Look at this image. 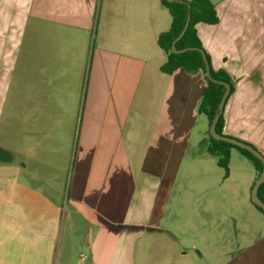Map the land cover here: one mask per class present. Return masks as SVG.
<instances>
[{
    "label": "crops",
    "instance_id": "crops-1",
    "mask_svg": "<svg viewBox=\"0 0 264 264\" xmlns=\"http://www.w3.org/2000/svg\"><path fill=\"white\" fill-rule=\"evenodd\" d=\"M211 1L219 22L197 30L212 68L235 82L224 134L264 155V0ZM171 21L161 0H0V264H71L64 180L33 164L38 132L49 135L52 125L54 89L49 75L36 73L45 50L62 58L65 120L69 88L85 94L87 122L68 194L85 224L79 264H264L252 162L232 149L228 176H178L183 163L198 172L212 155L199 111L205 76L161 70L167 55L158 41ZM94 30L89 93L85 58ZM113 131L116 153L99 176L102 164L88 152ZM138 134L152 137L147 147L129 139ZM195 180L202 190H194Z\"/></svg>",
    "mask_w": 264,
    "mask_h": 264
},
{
    "label": "rangeland",
    "instance_id": "rangeland-1",
    "mask_svg": "<svg viewBox=\"0 0 264 264\" xmlns=\"http://www.w3.org/2000/svg\"><path fill=\"white\" fill-rule=\"evenodd\" d=\"M94 42H95V30L91 33L90 36V45L88 48V53L85 58V63L88 66V92L90 93V85H91V70L90 65L91 61L94 58ZM42 48V46H41ZM42 50V49H40ZM42 52V51H41ZM61 57L56 56L51 59L48 58L46 50L39 55L36 56V64L37 67V75L39 76H47L49 75V82L53 87L54 94L52 92L49 98L51 99V114L49 115V120L51 121V127H49V135L43 134L40 130L37 135V142L39 145V151L37 152V158L33 161L34 167L36 170L40 171V173H50L52 172L55 176L61 179V183L63 182L64 188V197L62 199V215L63 219L70 216L73 226V235L71 238V256L70 261L71 264H79L80 262V243L81 237L85 231V224L80 221L79 216L76 214V209L72 204L71 200H68L69 192H72L74 187L75 177L78 173V164L80 160V144L82 139V134L84 128L86 126V116H85V105L84 97L85 94L83 90L79 88L76 84L69 88L71 103L68 104V118L64 119V100H63V92H64V71L62 70V63L59 64L58 59ZM62 59V58H61ZM57 62V63H55ZM78 64L81 61L77 62ZM83 63V61H82ZM59 66V67H58ZM75 78L79 76L80 70L72 72ZM40 87H42L41 82H39ZM79 85V84H78ZM78 92V95H77ZM82 102V103H81ZM88 107V103L86 108ZM42 116V111L39 116ZM108 123H111V120H107ZM109 124V126L111 125ZM104 126V125H103ZM112 126V125H111ZM105 127V126H104ZM16 134H13V142L16 141ZM117 135L112 132L109 134H104L102 138H100L101 149L92 150L88 152L90 160H94L100 162L102 167L99 168L101 171V175H106L110 163L114 157L115 151V142ZM151 136H143V135H133L129 136L130 140L136 139V143L138 146L143 149L144 145L147 147V144L151 142ZM170 145L172 143L169 142ZM168 144V146H169ZM236 150V149H234ZM188 163L182 164V167L179 171V178H183V176L189 175L194 176L198 175V177L208 176L213 177L216 175H224V170L220 168L217 164V158L211 156L208 159V164L204 165L202 169L198 172L195 170H190L187 166ZM96 167L88 168V170L93 171V174L96 175ZM171 171V168H169ZM198 170V169H197ZM25 172V171H24ZM26 174V173H25ZM25 174L24 177H25ZM26 180V179H25ZM59 182V180H57ZM56 181V182H57ZM200 181V180H198ZM197 180L194 181V189L196 192L198 190H202L201 183ZM57 182L58 186H61L60 183ZM94 187L95 184H92ZM183 186V185H180ZM197 189V190H196ZM181 190H186L183 187ZM207 194V192L205 193ZM208 198L204 199V204H207ZM78 219V220H77ZM67 222V220H66ZM59 251V246H57V252Z\"/></svg>",
    "mask_w": 264,
    "mask_h": 264
},
{
    "label": "trees",
    "instance_id": "trees-1",
    "mask_svg": "<svg viewBox=\"0 0 264 264\" xmlns=\"http://www.w3.org/2000/svg\"><path fill=\"white\" fill-rule=\"evenodd\" d=\"M161 4L169 10L172 18L169 31L163 33L159 37L158 41L159 46L167 55V60L162 66L161 70L163 73L172 74L178 69H184L189 72H201L205 76L207 88L203 93L199 111L200 113H203L207 116L210 128L220 100L224 94L225 87L223 85L213 83L207 79L205 72V62L199 51L189 50L184 53L176 54L172 52V44L174 40L180 35L186 24L190 6V22L185 34L179 41H177L176 48L179 50L185 48H199L205 51L198 35L197 26L201 23L214 25L219 22V17L217 15L215 5L211 0H181V2L161 0ZM205 53L211 67L212 76L215 79L231 84L230 95H232L235 91L234 80L224 70L215 71L211 66L210 56L206 51ZM224 127L225 118L223 113L217 124V131L219 134L225 135ZM206 144L208 152L212 156L217 158L218 166L224 169L225 176L229 175V164L232 149L238 150L243 156H245L250 162H252V164L255 166L258 176L261 174L263 169L262 162L249 151L223 141H217L211 137L210 132H208ZM263 196L264 184H262L259 188V197L264 201ZM256 208L264 214L261 208L257 206Z\"/></svg>",
    "mask_w": 264,
    "mask_h": 264
},
{
    "label": "water",
    "instance_id": "water-1",
    "mask_svg": "<svg viewBox=\"0 0 264 264\" xmlns=\"http://www.w3.org/2000/svg\"><path fill=\"white\" fill-rule=\"evenodd\" d=\"M168 1H170V2H181V0H168ZM190 9L191 8L189 6V14H188L186 24H185L182 32L180 33V35L174 40V42L172 44V52L179 54V53H184V52L189 51V50L199 51L201 53L203 59H204V62H205V72H206L207 79L213 83L220 84V85H223L225 87L224 94L220 100V103H219L218 108L216 110L215 116H214L212 123L210 125L209 132H210V135L213 139H215L217 141H223V142L232 144L236 147H239L241 149L247 150L262 162V164H263L262 172L258 176V178H257V180H256V182L252 188V201L257 207L261 208L262 211L264 212V201L259 197V188L262 184H264V155L262 154L261 151H259L253 145H251L247 142H244L242 140H239L237 138L231 137V136L219 134L217 131L218 121H219L221 115L224 113V109H225L227 99L229 98V96L231 94V84L224 82V81H221V80H218V79H215L212 76L211 67H210L209 61L207 59V56H206V53L204 50L199 49V48H185V49L179 50L176 48L177 41H179L182 38V36L185 34V32L188 28V25L190 22V15H191Z\"/></svg>",
    "mask_w": 264,
    "mask_h": 264
}]
</instances>
